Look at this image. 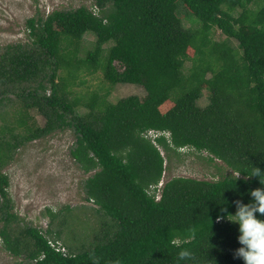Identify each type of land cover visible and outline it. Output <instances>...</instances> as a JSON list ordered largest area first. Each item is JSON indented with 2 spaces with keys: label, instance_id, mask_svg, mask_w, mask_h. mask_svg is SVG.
I'll return each mask as SVG.
<instances>
[{
  "label": "trees",
  "instance_id": "1",
  "mask_svg": "<svg viewBox=\"0 0 264 264\" xmlns=\"http://www.w3.org/2000/svg\"><path fill=\"white\" fill-rule=\"evenodd\" d=\"M93 1L29 19L27 41L0 50L3 249L17 264H244L235 256L239 226L221 208L235 214L236 201L264 188V173L250 176L264 172V0ZM87 33L96 42L79 62ZM100 71L107 92H75L83 73ZM118 84L146 95L110 102ZM66 130L75 138L71 159L89 175L85 201L97 224L88 228L67 206L47 209L45 231L22 227L4 169L20 148ZM184 149L233 173L160 186L167 156ZM76 219L80 228L67 231ZM60 241L67 255L52 247Z\"/></svg>",
  "mask_w": 264,
  "mask_h": 264
},
{
  "label": "rangeland",
  "instance_id": "2",
  "mask_svg": "<svg viewBox=\"0 0 264 264\" xmlns=\"http://www.w3.org/2000/svg\"><path fill=\"white\" fill-rule=\"evenodd\" d=\"M93 5V0H0V50L3 51L2 49L10 44L27 41L26 22L31 18L46 17L56 10L69 11L82 6L93 8ZM179 13L184 18L186 26H190L189 11L182 7ZM216 37L222 39L219 32ZM95 42V35L87 33L79 47V62L84 59L88 51L93 49ZM189 66L190 63H186V67ZM77 82L78 85L74 90L82 96L94 92L104 93L109 89V84L103 81L101 71L91 76L83 73ZM145 95L146 92L142 87L118 84L110 89L109 101L117 102L129 96ZM206 97L199 103L203 107L208 102ZM81 112H84V108H81ZM36 120L40 126L44 125L41 117L36 116ZM150 137H155L153 132ZM74 142L75 138L71 130L56 132L20 148L14 161L4 169L10 180L8 192L12 200V212L21 219L20 226L31 224L45 231L50 224V217L46 214L47 209L58 212L67 206L77 210L74 217H79L80 220L84 218L88 228L91 226L92 229L96 226L98 219L94 211L96 207L93 203L85 201L84 183L89 175H85L69 155ZM208 156L207 153L200 154L191 149L169 153L167 170L161 185L174 177L213 181L219 179L221 175L233 173L221 161L209 163ZM76 220L67 224V231L80 228V220ZM3 223L0 213V231ZM12 226L17 227L15 222ZM83 230H77L76 238L82 235ZM68 237V240L73 238L71 235ZM60 243L63 245V241ZM3 246V238L0 236V264H17L19 260L9 255Z\"/></svg>",
  "mask_w": 264,
  "mask_h": 264
},
{
  "label": "clouds",
  "instance_id": "3",
  "mask_svg": "<svg viewBox=\"0 0 264 264\" xmlns=\"http://www.w3.org/2000/svg\"><path fill=\"white\" fill-rule=\"evenodd\" d=\"M152 132L156 137L154 131H150L149 136ZM262 173L264 172L255 167V171L250 176L259 177ZM250 196L253 199L247 204L239 200L235 202V214L227 213L226 208H221V212L226 214L228 221L239 226L237 239L242 246L236 250L235 256L242 259L244 264H264V219H259L256 215V213L264 215V188L252 190ZM221 218L217 216V220Z\"/></svg>",
  "mask_w": 264,
  "mask_h": 264
},
{
  "label": "built area",
  "instance_id": "4",
  "mask_svg": "<svg viewBox=\"0 0 264 264\" xmlns=\"http://www.w3.org/2000/svg\"><path fill=\"white\" fill-rule=\"evenodd\" d=\"M51 244H52V247H54L57 252H62L64 255L68 254L67 249L64 246H62L61 243H57V244L51 243Z\"/></svg>",
  "mask_w": 264,
  "mask_h": 264
}]
</instances>
